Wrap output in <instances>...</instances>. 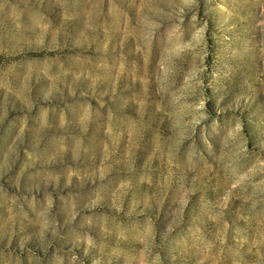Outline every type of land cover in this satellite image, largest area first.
<instances>
[{"label": "rangeland", "instance_id": "1", "mask_svg": "<svg viewBox=\"0 0 264 264\" xmlns=\"http://www.w3.org/2000/svg\"><path fill=\"white\" fill-rule=\"evenodd\" d=\"M0 264H264V0H0Z\"/></svg>", "mask_w": 264, "mask_h": 264}]
</instances>
